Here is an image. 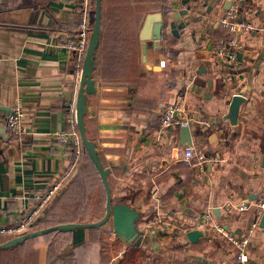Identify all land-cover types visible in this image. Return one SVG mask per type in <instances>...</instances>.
Here are the masks:
<instances>
[{
    "label": "crops",
    "instance_id": "1",
    "mask_svg": "<svg viewBox=\"0 0 264 264\" xmlns=\"http://www.w3.org/2000/svg\"><path fill=\"white\" fill-rule=\"evenodd\" d=\"M226 1L209 11L210 0L101 2L85 133L110 169L113 202L141 212L139 230L146 222L165 225L155 240L145 233L138 264H237L233 247L217 232L197 228L206 234L196 241L174 235L196 228L206 210L231 232H246L256 220L254 202L264 186V0H244L239 20L253 29L239 34L243 49L235 67L217 63L210 53V45L226 37L219 23ZM75 2L0 0V226L21 220L37 196L75 169L36 228L104 215L105 192L89 158L83 151L70 173L73 154L53 138L65 126L67 97L75 101L79 82L75 51L67 46L75 40ZM181 10L175 24H187L180 36L166 28L159 40L140 38L148 14L161 12L171 21ZM152 33L153 25L147 35ZM236 92L246 100L231 124L224 116ZM180 98L192 122L193 152L217 158L203 169L183 162L179 128L160 126L164 105ZM18 103L23 133L13 136L4 119ZM242 203L250 205L242 210ZM110 230L111 221L38 236L32 240L37 264H115L129 245ZM247 256L246 264H264V227L253 230Z\"/></svg>",
    "mask_w": 264,
    "mask_h": 264
},
{
    "label": "built area",
    "instance_id": "2",
    "mask_svg": "<svg viewBox=\"0 0 264 264\" xmlns=\"http://www.w3.org/2000/svg\"><path fill=\"white\" fill-rule=\"evenodd\" d=\"M230 7L225 9L220 18L219 23L226 32V37L216 43L210 45V53L213 59L220 64L228 66H238V53L242 51L243 45L239 41V35L236 32V28H240L241 32H248L253 29L252 24L249 22L239 20L241 11L243 10L244 0H229ZM249 9L246 8L245 11ZM75 11L77 18V25L75 29V40L67 43V46L75 51L76 57V70L80 74L82 60L86 51V46L91 31V17H92V0H76ZM162 65L163 61L160 62ZM23 108L20 103L14 105L9 114L4 119V125L6 130L13 136H20L23 133L22 126ZM159 122L162 129H178L181 127H190L191 118L188 115L187 109L182 98L168 102L164 105L160 112ZM53 138L56 143L72 152V167L70 169L79 166V162L83 153L81 140L77 131L76 117H75V105L71 103L69 109L66 111L65 126L63 129L53 133ZM183 162L187 166L199 167L203 169V166L207 162L215 161V156H207L203 152L194 153L192 146L184 147L183 150ZM69 173V174H70ZM63 182H57L43 195L37 196L38 202L35 206L31 207L17 223L11 226H0V236L12 237L30 229L31 223L41 213L43 206L47 201L57 192ZM250 204L242 203L239 205V209H247ZM256 208L257 217H259L264 211V186L257 200L254 202ZM153 223V224H152ZM146 222L144 226V233L156 235L165 225L163 222L152 221ZM258 225V219L255 220L247 229L246 232L237 233L228 231L223 225L216 223L212 218V213L208 210L201 213L200 218L197 219L196 228L209 229L213 232L219 233L226 243L231 245L234 249L235 261L237 264H246L248 261L247 246L252 236L253 230ZM187 229H180L179 232L174 235H182L186 233ZM111 235H115L110 230Z\"/></svg>",
    "mask_w": 264,
    "mask_h": 264
},
{
    "label": "water",
    "instance_id": "3",
    "mask_svg": "<svg viewBox=\"0 0 264 264\" xmlns=\"http://www.w3.org/2000/svg\"><path fill=\"white\" fill-rule=\"evenodd\" d=\"M218 0H210L209 6L207 10L211 9V4H214ZM101 2L102 0H92V17H91V31L89 34L86 51L81 64V71L79 74V82L77 93L75 96V117H76V126L77 131L81 140L82 148L84 153L93 163L95 169L97 170L104 191H105V212L104 215L93 222H62L53 224L43 228H33L36 226L38 220L45 216L47 211L52 207V204L57 201L63 192L67 189L69 183L72 179L77 175L78 169H75L72 174L64 181V183L60 186L57 192L52 196L50 202L46 207L43 208L42 212L36 219L31 223L30 229L26 230L20 234L9 237L7 240L0 242V249H7L14 247L18 244H21L27 239L38 237L45 235L54 231H70L75 228H91L98 227L106 222L111 221L112 223V231L117 238L122 240L128 245L139 246L142 245L145 240V233L142 230H139L137 227V222L141 219V212L136 208L132 207L128 203H120L113 202L111 187L108 181V175L110 173V169L105 167L97 153L95 148V143L93 140L89 139L85 133V121L84 117L87 112V95L91 94L95 90L94 80L92 78V72L95 67V52L99 45L100 39V31H101ZM244 1H241L243 4ZM230 1H226L225 9L230 7ZM185 13V10H181L178 12H174L173 19L169 21L166 19H162L161 12H153L146 16L145 21L143 23L140 38L145 41L148 38L152 40H159L162 37L163 30L166 28L169 29L170 33L174 36H180L179 30L183 29L187 22H180L179 24H175V21L179 19L181 14ZM241 21V19H240ZM153 25V33L149 36L147 33L149 29ZM236 32L238 35L241 33L240 28H236ZM145 53V44H143V54ZM143 60H145L143 56ZM238 60H241V53H238ZM246 98L241 92H236L232 95L231 100L229 102L228 110L225 119L231 124H236L238 120L240 105L245 102ZM72 103V95L69 94L67 97V102L65 104V108L70 107ZM5 127V125H4ZM6 129V127H5ZM179 143L183 147L191 146L193 143L192 140V132L190 127H181L179 128ZM264 161V156L262 157ZM84 162L80 163V166L84 167ZM214 212L217 211V208H214ZM258 219V225L260 227H264V211ZM206 232L204 230H199L197 228L188 230L185 235L190 241H196L199 237L205 235ZM152 240H155V235L151 236Z\"/></svg>",
    "mask_w": 264,
    "mask_h": 264
},
{
    "label": "trees",
    "instance_id": "4",
    "mask_svg": "<svg viewBox=\"0 0 264 264\" xmlns=\"http://www.w3.org/2000/svg\"><path fill=\"white\" fill-rule=\"evenodd\" d=\"M68 109L69 107L66 109V111ZM93 168L95 170L96 175L99 177V174L95 169L94 165ZM104 192L105 191H103V196H104ZM39 222L40 221H38L36 223V226H34L33 228H36ZM43 222L44 221H42V223ZM54 232H62V231H54ZM51 233L53 232L47 234H51ZM8 238L9 237H4V238L0 237V242H3ZM34 238L27 239L21 244H18L11 248L0 249V264H37V251L32 246V240ZM51 249L49 251H51ZM31 254L33 255V257L31 256ZM143 254H144V250L141 246L129 245L128 248L122 254L121 258L115 264H138L141 258L143 257Z\"/></svg>",
    "mask_w": 264,
    "mask_h": 264
},
{
    "label": "rangeland",
    "instance_id": "5",
    "mask_svg": "<svg viewBox=\"0 0 264 264\" xmlns=\"http://www.w3.org/2000/svg\"><path fill=\"white\" fill-rule=\"evenodd\" d=\"M70 183H71V182H70ZM69 185H70V184H69ZM69 185H68V186H69ZM92 208H93V210H94V206H93ZM92 212H93V211H92ZM92 212H91V213H92ZM0 237H1V236H0ZM31 256L33 257V255H32V254H31Z\"/></svg>",
    "mask_w": 264,
    "mask_h": 264
}]
</instances>
